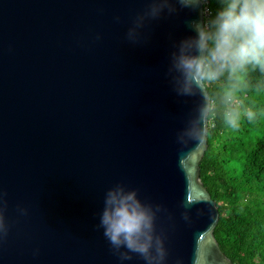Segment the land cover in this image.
Wrapping results in <instances>:
<instances>
[{
  "label": "water",
  "instance_id": "95a60500",
  "mask_svg": "<svg viewBox=\"0 0 264 264\" xmlns=\"http://www.w3.org/2000/svg\"><path fill=\"white\" fill-rule=\"evenodd\" d=\"M146 2L0 0V264H119L98 226L116 182L161 205L167 264H233L200 180L207 136L177 141L198 97L177 96L165 75L198 13L163 14L131 43Z\"/></svg>",
  "mask_w": 264,
  "mask_h": 264
},
{
  "label": "clouds",
  "instance_id": "9594fccd",
  "mask_svg": "<svg viewBox=\"0 0 264 264\" xmlns=\"http://www.w3.org/2000/svg\"><path fill=\"white\" fill-rule=\"evenodd\" d=\"M208 3L147 0L125 32L128 41L137 43L150 20L178 9L198 13V18L187 20L188 34L173 41L165 72L177 96L198 97L177 132L181 145L189 141L202 144L210 120L214 123L219 118L230 128L239 127L242 118L254 120L257 113L244 106L242 96L252 89H264V0H216L214 9ZM161 211L160 204L141 199L135 187L116 182L105 190L98 226L119 264H126L133 254L144 264H167L165 234L156 226ZM183 218L187 219L186 213ZM7 231L0 208V239Z\"/></svg>",
  "mask_w": 264,
  "mask_h": 264
},
{
  "label": "trees",
  "instance_id": "16d2710c",
  "mask_svg": "<svg viewBox=\"0 0 264 264\" xmlns=\"http://www.w3.org/2000/svg\"><path fill=\"white\" fill-rule=\"evenodd\" d=\"M216 6L209 0L207 7ZM242 99L256 118H242L237 128L210 120L200 180L217 205L213 235L220 250L233 264H264V89Z\"/></svg>",
  "mask_w": 264,
  "mask_h": 264
}]
</instances>
